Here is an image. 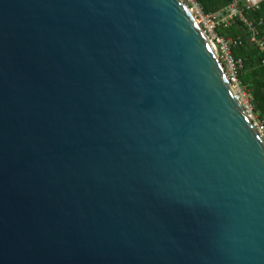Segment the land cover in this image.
<instances>
[{"label":"water","instance_id":"obj_1","mask_svg":"<svg viewBox=\"0 0 264 264\" xmlns=\"http://www.w3.org/2000/svg\"><path fill=\"white\" fill-rule=\"evenodd\" d=\"M0 264H264V143L183 0H0Z\"/></svg>","mask_w":264,"mask_h":264},{"label":"built area","instance_id":"obj_2","mask_svg":"<svg viewBox=\"0 0 264 264\" xmlns=\"http://www.w3.org/2000/svg\"><path fill=\"white\" fill-rule=\"evenodd\" d=\"M188 2L189 4H186L194 16L195 22L214 49L228 84L264 143V121L257 117L250 95L239 79L243 69V60L236 58L232 52L237 40L218 33L220 29L230 27L235 21H241L250 31V42L264 53V39L259 38L257 27L245 16L246 12L256 9L262 0H233L227 7L210 13L205 12L197 0H188ZM262 63L264 64V60Z\"/></svg>","mask_w":264,"mask_h":264},{"label":"trees","instance_id":"obj_3","mask_svg":"<svg viewBox=\"0 0 264 264\" xmlns=\"http://www.w3.org/2000/svg\"><path fill=\"white\" fill-rule=\"evenodd\" d=\"M207 13L227 7L233 0H197ZM245 16L253 21L259 31V38L264 39V0ZM218 33L237 40L232 48L233 55L243 60V69L239 79L247 89L254 105L257 117L264 121V53L250 42V31L241 21H235L230 27L222 28Z\"/></svg>","mask_w":264,"mask_h":264},{"label":"rangeland","instance_id":"obj_4","mask_svg":"<svg viewBox=\"0 0 264 264\" xmlns=\"http://www.w3.org/2000/svg\"><path fill=\"white\" fill-rule=\"evenodd\" d=\"M185 3L189 4L188 0H183Z\"/></svg>","mask_w":264,"mask_h":264}]
</instances>
